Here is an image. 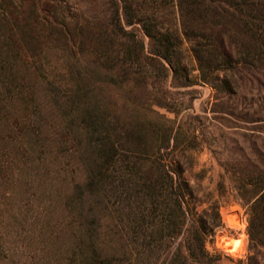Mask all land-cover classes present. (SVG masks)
<instances>
[{
    "label": "trees",
    "instance_id": "obj_1",
    "mask_svg": "<svg viewBox=\"0 0 264 264\" xmlns=\"http://www.w3.org/2000/svg\"><path fill=\"white\" fill-rule=\"evenodd\" d=\"M28 9L0 15V121L10 117L11 130L35 151L44 135L27 112L49 107L65 133L59 152L70 145L80 175L64 194L68 214L46 233L48 264H264V106L257 105L264 102V0H104L91 20L65 24L33 19L34 2ZM45 54L62 64L64 83L37 68ZM150 79L208 85L233 99L235 111L249 95L257 107L245 118L249 134L225 124L243 119L234 111L215 118L233 132L225 139L228 171L249 216L245 261L229 263L208 247L223 227L220 207L200 213L192 203L184 158L174 154L181 126L136 115L134 100L117 96L132 82L146 91ZM152 103L167 109L163 100ZM204 135L197 128L186 147L198 148ZM112 197L122 204L117 216L109 212Z\"/></svg>",
    "mask_w": 264,
    "mask_h": 264
},
{
    "label": "rangeland",
    "instance_id": "obj_2",
    "mask_svg": "<svg viewBox=\"0 0 264 264\" xmlns=\"http://www.w3.org/2000/svg\"><path fill=\"white\" fill-rule=\"evenodd\" d=\"M99 1L12 0L11 3V0H0V15L10 17L11 12L19 13L21 10L28 13L29 4L34 2L36 9L38 8L37 15L33 17L35 20L45 21L49 16L60 24L84 23L102 10L104 0ZM88 46L93 49L91 45ZM186 55L189 64L195 68L191 55ZM37 59V68L44 75L52 80L65 82V70L55 57L45 54L39 55ZM139 73L145 76L142 71ZM146 73L150 78L151 75ZM135 77L140 78L138 75ZM150 82L151 86L146 91L133 82L125 89L117 88V96L121 100L127 95L133 99L135 104L132 106L136 109L133 113L136 115L141 114L144 118L162 122H167V119L176 120V128L181 126L180 144L174 154L184 158V176L194 187L192 203H198L200 213L207 210L213 214L211 208L215 205L220 207L223 227L210 238L208 247L212 252L229 258V263L245 261L249 252V216L232 174L228 171L232 166L229 152L231 146L230 141L225 139L226 136L233 138V132L219 125L215 118L220 117V112H226L227 109L234 111L243 119L233 118L232 123L225 124L237 126L241 134H249L252 124L245 121V118L252 116L257 107L251 108V97L248 95L247 100L236 103L235 111L233 99L217 93L208 85L175 88L169 86V82L167 85L162 83V80L150 79ZM244 93L248 94L246 90ZM154 99L163 100L167 109L154 106ZM257 105L263 107L264 102ZM45 109L47 111H39L32 105L27 112L32 129L44 135L39 138L41 143L37 142L35 151L31 149L26 135L11 130L13 120L9 116L7 120L10 122L7 123L4 119L0 121V264H48L50 255L47 253L51 243L46 238V233L56 226L59 218L68 214L64 194L70 191L74 180L80 178L75 162L70 157V145H65V152H59V149L64 150V145L59 143L65 139L59 118L49 107ZM43 114L46 116V131L42 126L40 128L39 120ZM196 116L200 119H196ZM197 128L205 134V141L198 148H187L184 138L191 136ZM110 206L109 212L112 215L121 213L122 204L118 198L112 197ZM60 250L59 258L67 260V257L63 259L65 249Z\"/></svg>",
    "mask_w": 264,
    "mask_h": 264
},
{
    "label": "built area",
    "instance_id": "obj_3",
    "mask_svg": "<svg viewBox=\"0 0 264 264\" xmlns=\"http://www.w3.org/2000/svg\"><path fill=\"white\" fill-rule=\"evenodd\" d=\"M238 249V248H237Z\"/></svg>",
    "mask_w": 264,
    "mask_h": 264
}]
</instances>
